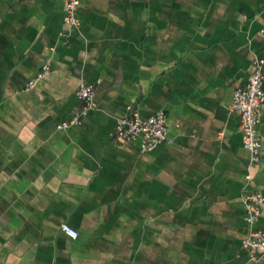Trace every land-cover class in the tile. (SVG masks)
<instances>
[{
    "label": "crops",
    "instance_id": "crops-1",
    "mask_svg": "<svg viewBox=\"0 0 264 264\" xmlns=\"http://www.w3.org/2000/svg\"><path fill=\"white\" fill-rule=\"evenodd\" d=\"M80 1L69 28L64 0H0V264H264L241 246L250 157L230 110L264 58V0ZM83 80L97 105L59 128ZM129 106L164 110L172 144L113 138ZM259 133L264 194V109Z\"/></svg>",
    "mask_w": 264,
    "mask_h": 264
},
{
    "label": "built area",
    "instance_id": "built-area-1",
    "mask_svg": "<svg viewBox=\"0 0 264 264\" xmlns=\"http://www.w3.org/2000/svg\"><path fill=\"white\" fill-rule=\"evenodd\" d=\"M80 0H64V21L69 28L78 27L80 20L78 8ZM51 63L47 62L43 70L28 81L26 90L33 89L37 83L50 73ZM77 97L83 106L72 120L59 125V128L69 127L80 122L97 105L95 87L86 81H82L77 90ZM264 109V58L256 57L250 66L249 75L244 85L236 88L230 110L240 116V128L243 133V146L249 152L248 171L245 174L246 189L243 194L245 207V223L247 235L242 241V249L248 260L258 261L264 257V229L259 226L260 216L264 204V194L249 185L253 179V169L261 162L263 143L259 133ZM113 138L128 142L139 139L140 148L143 151L155 149L159 144L168 142L169 126L167 114L159 110L153 114L144 116L138 108L128 107V115L116 121L112 132ZM61 230L69 237L76 239L78 231L67 223L61 225Z\"/></svg>",
    "mask_w": 264,
    "mask_h": 264
}]
</instances>
